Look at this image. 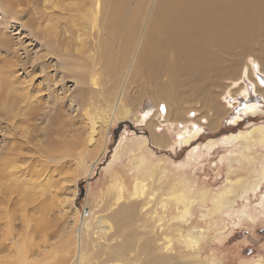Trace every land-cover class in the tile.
<instances>
[{
    "label": "rangeland",
    "instance_id": "374dc122",
    "mask_svg": "<svg viewBox=\"0 0 264 264\" xmlns=\"http://www.w3.org/2000/svg\"><path fill=\"white\" fill-rule=\"evenodd\" d=\"M5 1L0 83L16 101H0V264H264V146L236 138L264 128L251 84L264 36L206 77L156 80L135 55L158 0ZM248 102L259 114L233 124Z\"/></svg>",
    "mask_w": 264,
    "mask_h": 264
},
{
    "label": "bare ground",
    "instance_id": "6f19581e",
    "mask_svg": "<svg viewBox=\"0 0 264 264\" xmlns=\"http://www.w3.org/2000/svg\"><path fill=\"white\" fill-rule=\"evenodd\" d=\"M2 1L6 2L5 0ZM22 1L12 0V3H20ZM123 1L125 4L128 0H115L114 9L121 7ZM116 24L115 26L113 24L109 25L107 32L116 33ZM152 25L153 31L148 35L146 34L147 39L145 43L147 44L144 46L142 53L139 54L142 47L140 46L137 56L135 55L136 61L143 65V71L147 75L159 80L164 73L173 75L175 72L183 73L186 70L191 71L194 69L196 72L200 71V73L205 74L206 77L211 71H219L221 62L224 60L223 57L231 55V50L234 47H239L244 53L251 50L252 41L263 38L264 0H158L155 21L152 22ZM127 26L125 25V28ZM125 33L123 32L122 34ZM131 45L132 37L127 34L120 44L122 56H126L131 52ZM257 67V72L254 70V66L252 67L251 72L255 74L256 80L251 81V84L254 92L252 94L259 95L260 89L264 91V72L261 70L259 64H257ZM249 72L250 69H247L245 73L249 74ZM13 82L9 79L2 80V83H0V101L6 99L8 101L11 98L16 101L14 94H8L6 97V89ZM243 96L249 101L250 98L247 90H244ZM66 99H64L65 102ZM56 100L55 96L52 102L56 103ZM60 100L61 103L57 106L60 109H64L68 104L62 99ZM259 110V103L248 102L240 110L241 114L231 122L235 124L241 121V115L247 117L255 116L259 114ZM29 116H35V112L29 113ZM36 116H39V114H36ZM111 116L113 119L124 121L131 119L133 113L128 108H115ZM30 117L25 116L24 118L31 120ZM54 117L56 121L62 120V114L60 113L54 115ZM141 120L144 123H150V118H148L147 114L138 115L134 118V121L141 122ZM255 133L259 134L258 138L254 137ZM181 136L179 135V140H183V143L186 144L190 143L191 140H195L198 133L195 132L190 136L186 134L185 137ZM236 138L264 146V128H256L249 133H241ZM105 147L106 142H104L103 150H105ZM92 167H90L89 173ZM263 170L264 167L261 172ZM260 175L261 179H263L264 173ZM231 193H233V196L236 194L234 189L225 190L223 194L215 198V205L218 208L224 207V198ZM262 203H264V196Z\"/></svg>",
    "mask_w": 264,
    "mask_h": 264
},
{
    "label": "water",
    "instance_id": "95a60500",
    "mask_svg": "<svg viewBox=\"0 0 264 264\" xmlns=\"http://www.w3.org/2000/svg\"><path fill=\"white\" fill-rule=\"evenodd\" d=\"M119 128H121V127H119ZM117 140H118V133H117L116 138H115V143L117 142Z\"/></svg>",
    "mask_w": 264,
    "mask_h": 264
}]
</instances>
